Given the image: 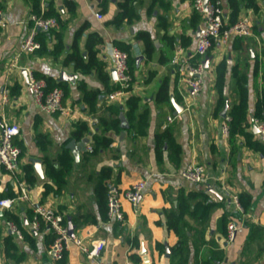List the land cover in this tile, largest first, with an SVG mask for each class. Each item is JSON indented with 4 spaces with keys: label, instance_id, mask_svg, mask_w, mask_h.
Masks as SVG:
<instances>
[{
    "label": "crops",
    "instance_id": "0c3cea01",
    "mask_svg": "<svg viewBox=\"0 0 264 264\" xmlns=\"http://www.w3.org/2000/svg\"><path fill=\"white\" fill-rule=\"evenodd\" d=\"M66 1L74 4L72 10L66 6ZM120 1L0 0V8L3 9L0 21L5 24L0 26V116L19 126L20 132L14 144L21 150L22 173L24 165L33 166L31 159H38L43 174L41 177L33 166L37 178L33 185H27L29 201H18L9 210L0 208V264H89L73 244L58 262L47 256V247L53 236L44 227L39 232L31 231V204H47L62 213L72 234L84 238L86 243L102 241V264H178L177 258L171 256V247L178 237L166 221L167 212L177 208L178 201H182L180 210L184 214L183 221L179 223L184 226L189 240L186 260L182 264H201L206 259H209V264H264V154L247 147L241 136L230 142L222 130L224 116L238 102L231 75L232 69L237 67L247 75L248 119L251 122L247 130L257 139L252 121L254 107L264 88V0H256L257 12L249 8H242L239 12L238 18L250 14L251 36L233 37L209 51L203 86L197 94H192L178 81L172 63L176 57L186 58L191 63L197 61L194 55L195 31L202 21L195 29L190 25L194 14L192 0H161L157 4L159 9L151 8L152 0H135L133 7L138 19L117 28L109 22L119 12ZM219 2L228 20V0ZM35 6L41 14L55 12L59 15L63 25L56 30L61 33L67 51H70L74 33L80 28L84 31L77 46L83 57H86L87 36L92 33L101 36L103 43L99 46L97 59L104 64L109 75L108 86L115 85L108 58L109 46L120 43L129 48L135 60L130 96L141 99L139 113H148L141 135L135 136L132 126L121 115L127 128H122L120 121L118 133L113 130L105 133L112 139L110 148L90 160L83 159V153L90 145V136L96 132L97 118L105 114V108L110 104L120 105L124 114L127 100L109 102L105 93L96 105V112H91L82 101L77 84L83 82L89 89L105 91L94 72L83 74L71 64L63 65L64 52L56 60L46 55L21 53L23 40L32 30L28 17ZM96 14H100L101 19L96 18ZM140 32L149 34L153 42L154 53L150 60L145 58L143 42L136 38ZM55 43V38L47 40V48L52 50ZM221 62L226 67L223 84L225 106L218 109L214 85L216 68ZM33 73L67 86L68 95L64 97L63 104L71 109L70 116L48 114L33 103L27 89L28 75ZM164 78L169 83L168 104L154 100ZM5 91L8 100L4 104ZM170 114L175 119L163 129L162 125ZM79 123H85L89 129V135L83 138L88 139L86 149L80 151L78 162L74 161L66 188L59 195L44 194L45 166L42 159L45 155L56 156L71 140L76 141L72 132ZM165 130L169 133L166 141L169 144L157 149L156 137ZM37 133L47 135L51 141L45 153L35 143ZM190 163L205 168L204 183L190 184L181 177V171ZM102 167L112 170L108 186L125 189L136 180L145 181L136 209L129 202H122V222L102 219L95 202L89 173L92 170L98 172ZM6 192L16 194L13 181L0 168V194ZM197 192L205 194L206 204L211 208L206 210L198 204L193 213L197 200L189 206L185 198ZM232 194L250 197L248 212L236 211ZM6 212L17 219L20 231L32 236V242L17 238L6 228L7 220L3 217ZM225 214L229 215L228 223L233 221L237 226L235 238L228 244L225 243L227 227L220 224ZM92 219L96 223L92 224ZM8 236L13 238L15 245L12 255H23V260L14 262L7 258L3 238ZM200 241L204 243L199 244Z\"/></svg>",
    "mask_w": 264,
    "mask_h": 264
},
{
    "label": "trees",
    "instance_id": "16d2710c",
    "mask_svg": "<svg viewBox=\"0 0 264 264\" xmlns=\"http://www.w3.org/2000/svg\"><path fill=\"white\" fill-rule=\"evenodd\" d=\"M135 0H121L118 3L119 12L117 15L109 22V25L114 27H121L123 23L131 24L138 19V13L133 7ZM158 1L161 0H152L151 8L156 9L158 7ZM66 6L72 10L74 4L71 1H66ZM228 7L230 14L227 20V24L231 25L237 21L239 12L242 8H249L254 12L258 11V5L256 0H228ZM167 8V6H165ZM32 14L40 15L39 10L35 6ZM44 17H54L58 20L57 28L50 29L48 31H38L35 35V40L39 43V48L35 50L32 54L38 56L46 55L53 58L54 60L58 59L62 53H65V57L62 60L63 65L71 64L73 68L83 74H88L94 72L97 76V79L105 87V91H100L98 89H89L87 85L83 82L77 84V88L81 93L82 101L89 107L91 112H96V105L99 102V99L105 93H110L113 91V86L109 85V75L104 70V64L97 59V53L99 52V46L103 43V40L99 34L92 33L87 36L85 42L86 57L81 55V52L78 49L77 43L82 36L84 31L83 28L78 29L73 35V41L70 45V51L66 50V46L63 42V37L60 32H57L56 29L63 25V21L59 19V15L55 12H47L42 14ZM201 18L199 14L194 12L190 25L193 29L200 23ZM55 38L56 43L53 46L52 50H49L46 45V41ZM136 38L143 42L144 44V55L147 60L152 58L154 53L153 42L149 34L145 32H140L137 34ZM172 42V40L170 41ZM189 43V40L187 41ZM187 43V44H188ZM115 46V45H114ZM118 49L124 51L127 54L128 60V69L129 73L134 79L135 71V60L130 55V50L128 47L121 45L120 43L116 44ZM162 60L164 61V54L162 55ZM225 63L221 62L216 68V80L214 88L217 93V108L221 109L225 106V97L223 96V84H224V75H225ZM36 79H42L45 81L46 88L45 91L48 92L53 88H59L63 92V99L68 95V88L64 83L55 82L49 77L39 75L36 73L32 74ZM232 77L234 78L235 90L238 95V102L233 104L228 112L229 122H228V139L233 141L237 136H241L245 140L247 147L254 151H258L264 154V145L258 140L253 138V134L248 132V128L251 122L248 119V94H247V75L245 72L241 71L237 67H234L231 72ZM169 83L168 79L164 78L158 87V90L154 96V100L157 103H169ZM141 106V99L136 96H130L126 103V111L122 114L123 109L120 105L110 104L105 108V114L97 118V123L94 125L96 132L90 136V147L91 150H87L83 153V159L90 160L92 157L99 156L101 153L107 151L110 148L112 139L107 137L105 133L113 130L118 133L121 130L120 121L121 115L125 117L128 124L132 126L134 135H141L143 133L144 127L147 124V111L140 112L139 108ZM253 118L260 120L264 123V88L261 91V96L258 99L255 107ZM89 135V129L85 123H79L74 126L72 132V137L76 141H81L86 135ZM169 133L165 130L162 134L157 135V149L165 144H169L167 139L169 138ZM170 141V140H169ZM35 143L40 148V150L45 153L51 146V141L47 135L37 133L35 136ZM45 166V181L43 187L45 189L44 194L53 193L54 195H59L67 186L71 173L74 169V160L71 156L69 150L63 148L60 153L54 157H49L45 155L42 159ZM1 168V167H0ZM2 169V168H1ZM24 180L27 185H33L36 181L37 175L31 164L23 166ZM112 170L110 167H102L98 172L92 170L89 173V180L93 185V195L95 202L98 205L99 212L102 219H107V190L108 183L107 181L111 178ZM8 196V198H13L16 194L12 193H2L0 194V200ZM195 208L193 213L197 209V205H201L202 208L208 210L211 208L209 204H206V196L202 192L190 193L188 197L185 198V202L190 206L192 201H196ZM240 206L243 213H246L250 209V197L246 194H241L238 196ZM177 208H173L170 212H167V226L172 229L178 237L176 244L171 247V256L177 258L178 264H182L186 260V254L188 252L189 240L187 237V232L184 230V226H181L179 223L182 220L183 212L180 210V205L182 201H178ZM190 211V209L188 210ZM192 214V213H191ZM32 212H29V220L32 218ZM228 214H225L220 219V224L224 228L228 224ZM3 217L7 221L16 223L18 225L17 219L10 212L3 213ZM92 224L96 223L94 219L90 221ZM33 232V231H32ZM22 238L26 241L32 242V236L25 233L21 230ZM0 239H1V230H0ZM5 254L7 258H10L14 262H19L24 259L23 255L16 256L12 255V252L15 250V245L13 243V238L8 236L3 238ZM203 241H200L199 244H203ZM196 244V243H195ZM198 246V244H196ZM160 248V246H158ZM201 264H209V259L203 260Z\"/></svg>",
    "mask_w": 264,
    "mask_h": 264
},
{
    "label": "built area",
    "instance_id": "2783aa9c",
    "mask_svg": "<svg viewBox=\"0 0 264 264\" xmlns=\"http://www.w3.org/2000/svg\"><path fill=\"white\" fill-rule=\"evenodd\" d=\"M192 9L199 14L202 25L196 37L194 55L197 58L195 63H191L186 58H174L172 63L178 76V81L185 85L192 93L197 94L203 86V75L208 61L206 58L209 51L215 46L226 43L231 38H242L252 35V21L250 14L240 16L237 21L231 25L227 24V17L219 0H192ZM3 9L0 8V16ZM96 18L101 19L100 14ZM28 20L31 24V33L25 37L21 45V53L30 54L39 48V43L35 40L38 31H48L57 28L58 20L54 17H44L42 14H30ZM5 24L0 21V26ZM108 58L114 71V89L107 94L109 102L126 101L132 88V77L129 73L127 64V54L114 46H109ZM208 60V59H207ZM111 71V72H112ZM46 84L42 79H36L32 74L27 78V89L30 93L33 103L42 111L48 114H57L68 117L71 115V109L63 104V92L59 88L45 91ZM3 97V103L8 100V95ZM175 116L170 114L166 117L163 129H166L173 123ZM229 116H224L223 133L228 135ZM252 125L256 130L257 139L264 145V123L253 119ZM19 126L9 122L4 116H0V167L11 178L16 190V196L13 198H3L0 200V208L11 209L14 203L18 201H29L28 186L20 170V148L14 144V139L19 135ZM87 150H91L87 145ZM205 168L197 163L188 164L182 171L181 177L188 183L198 185L205 182ZM145 187V181L136 180L127 188L119 189L114 185H109L107 190V218L116 222L123 221L122 202H129L135 209L138 207L141 192ZM231 200L235 209L243 213L238 196L231 195ZM32 218L29 222L31 231L39 232L42 227L49 231L53 238L47 247V256L55 262L62 260L65 252L73 244L80 253H82L89 264H102L101 251L104 243L102 241H91L86 243L81 237L71 236L69 228L65 223L64 215L52 206L47 204H31ZM6 228L22 238L20 229L11 221H6ZM225 243H231L236 234L237 226L233 221L227 224Z\"/></svg>",
    "mask_w": 264,
    "mask_h": 264
},
{
    "label": "water",
    "instance_id": "95a60500",
    "mask_svg": "<svg viewBox=\"0 0 264 264\" xmlns=\"http://www.w3.org/2000/svg\"><path fill=\"white\" fill-rule=\"evenodd\" d=\"M199 30H200V27H197V28H196V31H195V35H196V36L198 35ZM207 59H208V58H206V61H208ZM23 74H24V76H25V78H26L25 72H23ZM111 74H112V78L115 79L114 71H112ZM223 115H225V112H223ZM124 121H125L124 119H121V122H122L121 127H122V128H127V126L125 125V122H124ZM123 123H124V124H123ZM254 130H255V129H254ZM255 131H256V130H255ZM87 143H88V139H83L81 142H76V141H74V140H71V141L65 146L66 149H68V150L71 152V154H72V156H73L75 162H78V160H79V153H80V151H85ZM31 162H32L34 168L36 169L37 173L42 177L43 174H42V170H41V161L38 160V159H31ZM68 228H69V227H68ZM69 231H70L71 236H74V235L72 234V232H71L70 229H69Z\"/></svg>",
    "mask_w": 264,
    "mask_h": 264
}]
</instances>
